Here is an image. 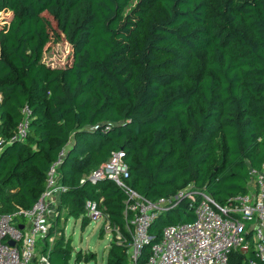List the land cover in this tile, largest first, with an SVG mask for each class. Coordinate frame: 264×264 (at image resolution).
<instances>
[{"label": "trees", "instance_id": "trees-1", "mask_svg": "<svg viewBox=\"0 0 264 264\" xmlns=\"http://www.w3.org/2000/svg\"><path fill=\"white\" fill-rule=\"evenodd\" d=\"M2 11L0 215L31 207L62 153L65 190L40 240L49 264L95 258L75 254L64 234L67 217L89 223L86 200L114 234L105 264L128 263L126 195L88 178L113 151L149 199L189 185L220 203L247 192L264 162V0H0ZM50 18L71 47L64 66L43 61ZM25 107L26 137L11 139ZM194 219L184 201L158 213L136 264L166 225ZM251 261L264 264L253 247L232 250L227 264Z\"/></svg>", "mask_w": 264, "mask_h": 264}, {"label": "built area", "instance_id": "built-area-1", "mask_svg": "<svg viewBox=\"0 0 264 264\" xmlns=\"http://www.w3.org/2000/svg\"><path fill=\"white\" fill-rule=\"evenodd\" d=\"M23 111L25 116L11 139L26 137L29 110L25 107ZM3 143L0 139V148ZM61 155L49 166L45 189L31 207L0 215V264H49L47 256L36 250L38 242L48 233L49 219L56 211L57 195L65 190L57 175ZM249 173L247 192L238 193L224 203L191 185L169 197L149 199L139 194L126 181L129 171L121 150L113 151L98 169L89 173L88 178L111 179L126 195L124 214L131 227L127 264H136L142 248L150 244L153 237L149 227L158 213L174 208L182 201L186 202L195 219L166 225L161 238L151 244L144 264H227L232 250L246 252L251 247L264 261V162ZM85 209L89 219L103 218L95 201L86 200ZM15 216H20L21 220H14ZM9 241H14V245Z\"/></svg>", "mask_w": 264, "mask_h": 264}, {"label": "rangeland", "instance_id": "rangeland-1", "mask_svg": "<svg viewBox=\"0 0 264 264\" xmlns=\"http://www.w3.org/2000/svg\"><path fill=\"white\" fill-rule=\"evenodd\" d=\"M9 13L0 12V27L6 24ZM49 25L50 42L47 45V49L43 54V61L51 66H64L69 59L71 53V47L64 40L63 34L57 24L52 18ZM55 31V33H52ZM58 34V37L55 36ZM64 216V213H62ZM64 234L66 238H70L71 246L74 253L82 254H95V258L90 261H80L72 264H105L107 252L110 247L111 241L114 239L113 231L109 228L108 224H105L103 218L97 220L90 219L89 223L84 227H81L80 219H74L73 217H67L63 222ZM103 227L102 236H99L100 228ZM50 238L48 242H51ZM44 245V241L38 243L37 253L40 252ZM37 263V262H34Z\"/></svg>", "mask_w": 264, "mask_h": 264}, {"label": "water", "instance_id": "water-1", "mask_svg": "<svg viewBox=\"0 0 264 264\" xmlns=\"http://www.w3.org/2000/svg\"><path fill=\"white\" fill-rule=\"evenodd\" d=\"M20 227L22 228V225H20ZM10 245H14V241H9L8 242Z\"/></svg>", "mask_w": 264, "mask_h": 264}, {"label": "crops", "instance_id": "crops-1", "mask_svg": "<svg viewBox=\"0 0 264 264\" xmlns=\"http://www.w3.org/2000/svg\"><path fill=\"white\" fill-rule=\"evenodd\" d=\"M39 243V242H38ZM39 250H41V249H39ZM40 253V252H39ZM32 264H37V263H32Z\"/></svg>", "mask_w": 264, "mask_h": 264}]
</instances>
